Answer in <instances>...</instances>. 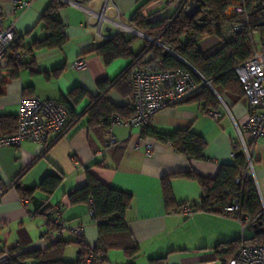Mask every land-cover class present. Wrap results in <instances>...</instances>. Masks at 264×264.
I'll list each match as a JSON object with an SVG mask.
<instances>
[{"label":"crops","instance_id":"0c3cea01","mask_svg":"<svg viewBox=\"0 0 264 264\" xmlns=\"http://www.w3.org/2000/svg\"><path fill=\"white\" fill-rule=\"evenodd\" d=\"M21 1L30 2V6L25 10L16 9L12 0H0V6L7 17L6 26L15 24L19 51L28 54L25 62L38 73L24 66L16 78L10 79L13 69L6 65L0 70V81L7 82L0 96V118L16 119L24 96L60 101L81 87L93 100L86 99L76 107L77 118L69 117L66 133L50 135L48 145L25 141L21 148H0V254L16 249L45 250L60 238L73 242L75 238L68 232L61 237L51 232L50 239H44L49 228L43 225L40 214L50 207L48 215L54 221L56 214L52 207L56 206L61 207V219L67 226L83 227L86 243L102 250L98 246L99 229L90 205L70 206L68 203V196L86 185L88 171L106 186L133 197L127 223L140 247L134 264H149V260L165 255L168 264H223L216 253L220 245L243 237L254 238L255 228L244 233L239 222L223 214L197 211L186 217L168 213L162 188L163 178L179 174L171 180L177 208H200L201 184L182 174L193 172L214 179L222 166L235 164V149L241 147L245 151L244 145H247L253 156L252 177L264 202V138L251 145L250 137L241 131L248 111L246 100L235 102L223 92L225 102L218 111L221 115L218 123L197 102L166 108L155 116L151 128L157 132L171 134L191 129L203 137L208 144L203 161L190 159L172 145L144 138L140 131L128 127L114 128L113 135L119 145L99 157L97 154L105 150L110 135L104 119L98 124L90 123V109L102 97L115 108H128L133 98L130 90L115 88V84L101 92L100 85L117 79L131 61L118 59L107 66L95 49L119 34L116 23L130 26L131 16L147 0H58L65 4L58 14L68 41L62 49L35 48L37 42L49 35L41 19L54 0ZM166 4L167 0L150 4L145 9L146 15L152 20L170 18L172 11ZM148 38V42L155 45L153 38ZM216 45L217 42L211 41L204 50ZM133 51L140 52L134 48ZM82 59L87 67L76 70L74 64ZM58 69L63 70L55 77ZM147 145L152 148L151 156L147 154ZM48 175L64 177L62 186L52 196L37 191L24 204L18 191L10 187L12 182H16L17 188L36 187ZM78 256L79 248L71 244L65 249L63 259L73 263ZM102 257L106 258L103 264L128 263L119 249L102 253Z\"/></svg>","mask_w":264,"mask_h":264},{"label":"trees","instance_id":"16d2710c","mask_svg":"<svg viewBox=\"0 0 264 264\" xmlns=\"http://www.w3.org/2000/svg\"><path fill=\"white\" fill-rule=\"evenodd\" d=\"M156 1L158 0H147L140 5L131 16L129 25L146 36L160 40L162 44L173 48L177 55L211 83L215 91L205 86L199 95L188 102L199 103L205 111L218 112L222 106V101L225 102L221 95L223 92L231 96L235 102L245 99V92L235 69L252 56L253 49L249 34L257 33L264 37V6H260L252 15L251 26L247 31L238 34L233 41H228L224 39L223 27L227 23L225 12L231 0H200L203 4V13L193 19L187 17L186 8L168 19L152 20L149 15H146L145 9ZM64 7V3L54 0L43 14L41 20L49 35L43 41L37 42L36 49H62L66 45L68 41L65 36L64 24L58 19L59 11ZM202 17L203 20H201ZM210 36H217L220 41L216 46L205 51L201 49V44ZM135 42L136 37H126L124 33H119L95 49V52L104 59L107 66L118 59L131 61L130 66L117 79L100 85L102 93L115 84V88L130 90L131 98H133L134 72L141 62L142 54L147 51V54L161 60L165 70L190 69L183 60L166 52L158 45H152L151 42L147 43L136 54L133 51ZM13 52H20L17 42L14 45ZM27 64L26 62L9 61L6 68L13 69L9 78H16L20 69L24 66H28L32 73H38V71L32 69L30 63ZM62 70H56L54 72L55 77H58ZM195 77L201 82V79ZM6 83V81H0V96ZM217 93L221 95L222 101ZM91 97L85 89L77 87L67 97L63 96L60 102L69 116L75 120L77 118L76 107L84 100L92 99ZM112 113H118L124 118L134 116V111L130 109V106L128 108H115L108 103L105 97H102L89 111L90 123L93 125L101 123L103 119L105 120ZM17 127V118H0V131L3 134H14ZM142 136L170 144L176 151L190 159L198 161L206 159L207 141L191 129L177 130L174 133L167 134L157 132L150 126L143 131ZM234 158L235 164L222 166L214 179L203 178L193 172L182 174L184 177L197 180L203 188L201 207H192L196 212L205 211L223 214L222 209L229 204L231 194L238 193L241 214L245 218H255L261 213L262 199L252 173L248 171V158L243 148L237 147L235 149ZM244 174L246 177L243 182L237 183V178ZM177 176L179 174L162 179L165 206L170 214L178 207L171 186L172 178ZM63 182V176L48 175L36 187L17 188L16 185L15 189L21 199H31L37 191L52 196L62 186ZM132 200L131 194L106 186L88 171L86 185L72 192L68 196V203L70 206L90 205L93 212L92 216L98 224V246L102 250L97 247H90L85 239L80 242L76 240L70 242L60 238L59 241L45 250L24 252L16 249L12 251L14 258L10 264H26L28 262H37L38 264H85L84 258L91 255L94 256L95 260L90 264H103L106 258L102 257V253H107L112 249L122 250L128 259L127 264H134V259L140 254V247L130 232L127 223V212L132 205ZM49 209L51 208H45L40 216L47 217L50 232L57 233L61 230V227L50 220ZM52 211L54 212L53 209ZM260 224L261 222L258 221L254 227L255 237L245 239V243L257 242L264 244V224ZM71 244H75L79 248L78 260L73 263L66 262L63 259L65 249ZM241 245L242 239L220 245L216 250L218 258L223 264H227L238 252ZM221 249H225V251H221ZM149 264H168V256L151 259Z\"/></svg>","mask_w":264,"mask_h":264},{"label":"built area","instance_id":"2783aa9c","mask_svg":"<svg viewBox=\"0 0 264 264\" xmlns=\"http://www.w3.org/2000/svg\"><path fill=\"white\" fill-rule=\"evenodd\" d=\"M190 0H167V7L171 9L173 17L178 12L187 8ZM16 9L25 10L30 6V2L12 0ZM264 6V0H231L225 12L227 19L223 27L224 39L233 41L238 34L247 31L251 26L252 15L260 7ZM6 14L0 6V70L10 61L24 63L28 57L27 53H14L13 48L17 42L15 24L6 26ZM119 33H132L131 27L116 23ZM209 39V40H208ZM252 43L251 58L238 65L235 72L243 86L245 100L248 104V111L242 124V133L250 137L251 145H256L259 140L264 138V37L255 38L254 33L249 34ZM211 41L219 42L217 36H210L201 44ZM160 42V41H159ZM163 48V45L160 46ZM166 47V46H165ZM165 49V48H164ZM168 52L174 56L177 54L170 48ZM142 54L140 64L136 67L133 76V99L130 109L134 111V116L124 118L118 113H112L104 120L109 132V139L106 142L105 150L98 152L99 157H103L109 150L119 145V141L113 135L115 127H128L138 130L141 133L152 126L155 116L162 110L184 104L199 95L205 86L210 87L207 81L196 69L165 70L161 60L154 56ZM176 54V55H175ZM176 57L183 60L179 55ZM184 61V60H183ZM87 67L84 59L74 64L76 70H83ZM201 79V82L195 77ZM222 101V100H221ZM223 103V101H222ZM1 109V105H0ZM208 115L215 123H218L221 115L219 112L208 111ZM69 114L58 100H45L38 96L23 97L20 102V112L18 114V127L14 134L5 135L0 131V148L14 147L21 148L25 141H34L41 145H48L50 135H64L69 125ZM244 140V136L242 137ZM244 142V141H243ZM248 158V171L253 173V156L251 150L244 145ZM147 154L151 156L152 148L147 145ZM246 175L237 178V183H242ZM10 187L15 189L16 182H12ZM26 204L28 199H22ZM56 219L54 223L61 227L57 234L61 237L68 232L73 235L76 241L84 240L83 227H69L61 219L62 209L59 206L53 207ZM223 215L236 220L242 226L243 232L254 228L258 221L264 224V202L262 211L255 218L244 217L241 214L239 194H231L229 204L222 209ZM196 211L189 206H182L171 212L186 217L193 216ZM93 215V212H92ZM43 225L48 228V218L42 217ZM51 232L48 229L44 234V239L49 240ZM225 251V249H221ZM14 258L11 252L0 254V264H10ZM95 260L94 256L84 258L85 264H90ZM227 264H264V244L245 243L242 245L235 256Z\"/></svg>","mask_w":264,"mask_h":264},{"label":"rangeland","instance_id":"374dc122","mask_svg":"<svg viewBox=\"0 0 264 264\" xmlns=\"http://www.w3.org/2000/svg\"><path fill=\"white\" fill-rule=\"evenodd\" d=\"M130 27V26H129ZM131 29H132V33H124V34H126L128 37H136V42H135V45H134V50L136 51V52H139L140 51V49L143 47V46H145L147 43H149L148 42V40L146 39V38H144V36H146L145 34L143 35V33H141V32H139V31H137V30H135L134 28H132L131 27ZM254 36H255V38H259V35H257V33H254ZM209 40V39H208ZM160 41V40H159ZM151 42V41H150ZM155 45H158V46H162L163 45V49L166 51V52H171V50H166V48H170V49H172L173 50V48H171V47H169V46H166V45H164V44H162L161 42H157V43H155ZM210 45V43H207V44H203V48L205 49V47H207V46H209ZM166 46V47H165ZM174 51V50H173Z\"/></svg>","mask_w":264,"mask_h":264},{"label":"water","instance_id":"95a60500","mask_svg":"<svg viewBox=\"0 0 264 264\" xmlns=\"http://www.w3.org/2000/svg\"><path fill=\"white\" fill-rule=\"evenodd\" d=\"M203 13V4L201 3L200 0H190L189 4H188V7L186 9V15L187 17L193 19L195 18L196 16H198L199 14H202ZM203 20V17L202 19ZM146 37V36H145ZM148 38V37H146ZM149 39V38H148ZM154 43H157L159 42V40H155L153 39ZM176 55V54H175ZM177 56V55H176ZM185 62V61H184ZM188 66H191L189 65L187 62H185ZM192 67V66H191ZM194 68V67H193ZM195 69V68H194ZM210 88L212 90H214V88L212 87V85H210ZM262 225V223L260 224Z\"/></svg>","mask_w":264,"mask_h":264}]
</instances>
